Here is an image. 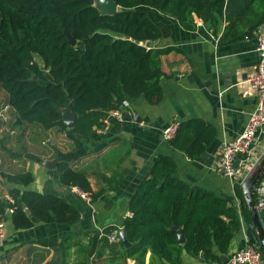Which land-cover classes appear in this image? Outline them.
Returning a JSON list of instances; mask_svg holds the SVG:
<instances>
[{
    "label": "trees",
    "instance_id": "16d2710c",
    "mask_svg": "<svg viewBox=\"0 0 264 264\" xmlns=\"http://www.w3.org/2000/svg\"><path fill=\"white\" fill-rule=\"evenodd\" d=\"M112 1L119 6L114 15H102L95 0H0V85L7 94L0 109L7 105L13 118L21 119L22 126L12 124L15 132L28 125H36L34 135L57 128L76 150L82 138L105 128L100 112L109 113L125 100L140 98L159 105L164 97L162 58L181 50L146 47L163 36L154 19L156 12L175 19L186 31L201 29L205 36L219 39L220 45L251 38L264 24V0ZM65 108L76 116L72 129L62 122ZM217 136L214 126L194 117L178 125L169 143L194 161L206 154ZM56 169L63 187L91 192L86 171L75 170L66 160H60ZM0 177L23 187L34 181L29 171ZM263 181L264 173L255 186V204L256 189ZM234 191L235 197L226 198L192 186L180 178L176 161L163 156L129 200L130 216L123 229L131 247L126 248L119 235L116 243H109L106 236L99 246L109 250L110 264L128 260L146 264L148 254L149 264H186L185 255L222 263L244 226L250 244L260 246L241 184ZM9 196L11 200L0 199V219L7 220L11 210L16 230L33 228L35 220L72 227L84 224L80 212L59 195L14 188ZM260 216L264 225V215ZM173 225L181 229L184 244ZM72 240L73 235L62 241L64 259Z\"/></svg>",
    "mask_w": 264,
    "mask_h": 264
},
{
    "label": "crops",
    "instance_id": "0c3cea01",
    "mask_svg": "<svg viewBox=\"0 0 264 264\" xmlns=\"http://www.w3.org/2000/svg\"><path fill=\"white\" fill-rule=\"evenodd\" d=\"M154 19L163 34L158 45L181 50L162 58L164 97L159 105L152 106L144 98L130 100L131 106L123 109L122 120L111 112H100L105 128L82 138L76 150L66 135L54 128L47 131L46 141L51 144L42 142L44 149H24L11 160L0 156V175L29 171L34 177L28 187L0 177V199L11 200L9 191L14 188L44 195L62 194L84 222L72 227L35 220L33 228L16 230L10 210L7 237L0 242V264H110L111 254L99 246V240L123 229L124 220L130 216V198L155 161L163 156L176 161L179 176L186 183L222 197H235V183L222 175L217 162L222 146L243 133L258 104L249 83L260 62L257 34L235 44L220 45L219 39L205 36L201 29L186 31L175 19L159 12ZM197 23L202 26L201 21ZM133 112L138 114V121L133 119ZM194 117L214 126L218 136L206 154L193 161L172 148L163 134L168 127ZM263 147L264 141L262 152ZM60 160L70 161L75 170L87 172L91 201L82 198L78 188H65L59 183V172L49 169L48 163L58 164ZM245 228L219 264L246 246L245 238H250ZM72 235L73 240L68 243L72 247L64 259L62 241ZM150 256L147 255L146 264ZM184 258L186 264H212L188 255ZM127 264L135 261L128 260Z\"/></svg>",
    "mask_w": 264,
    "mask_h": 264
},
{
    "label": "built area",
    "instance_id": "2783aa9c",
    "mask_svg": "<svg viewBox=\"0 0 264 264\" xmlns=\"http://www.w3.org/2000/svg\"><path fill=\"white\" fill-rule=\"evenodd\" d=\"M256 34L260 62L251 75L249 83L258 98V104L256 110L251 114L243 133L232 142L222 146L217 162L218 170L222 175L233 181L235 185L243 183L264 155V151L262 152L261 148L262 141H264V24ZM130 106V101L125 100L121 104V107L111 111V114L115 118L122 120L123 109H129ZM10 112L11 109L7 105L0 109V138L4 135L12 137L16 135V132L12 128L15 119ZM132 117L135 121L139 119L138 114L135 112L132 113ZM177 128V124L168 127L164 131V138L170 141L175 136ZM49 143L51 144V141L48 140L46 144ZM77 190L82 198L91 201L89 193ZM256 191L258 195L256 207L259 214L264 215V187L259 186ZM118 235V233L111 234L108 237L109 242L112 244L116 243ZM6 237L7 221L6 219H0V242L4 241ZM245 243L246 246L233 253L224 264H264V254L260 251V247L251 245L247 237L245 238Z\"/></svg>",
    "mask_w": 264,
    "mask_h": 264
},
{
    "label": "water",
    "instance_id": "95a60500",
    "mask_svg": "<svg viewBox=\"0 0 264 264\" xmlns=\"http://www.w3.org/2000/svg\"><path fill=\"white\" fill-rule=\"evenodd\" d=\"M95 7L100 11L102 15H114L119 11V6L112 0H99L97 5L95 4ZM69 43L72 45L76 44L74 38L72 37H69ZM158 43H159L158 40L148 42L146 43V47L154 48L155 46L158 45ZM33 80L36 81L37 77H34ZM62 122H64L65 125L69 129H72L75 126L76 116L71 112L69 108H65L63 110ZM14 126H22V122L19 117L16 118ZM56 166H57L56 161H52L48 163L49 169H55ZM263 173H264V157L261 159L259 163L255 165V167L252 169V171L243 181L241 186H242L243 195H244L246 204L250 212L252 228L254 232L256 233V236H257V239L260 245L259 247L263 250V254H264V225L262 223L261 216L258 212V209L254 201L255 186L257 182L259 181V179L261 178ZM60 196L62 197L63 195L60 194ZM25 211L28 213L29 216H31V212L29 211V209H26ZM172 230L177 233L179 243L184 244L185 238L182 234L181 229H179L176 225H173ZM119 239L125 245L126 248L131 247V244L129 243L127 239L126 231L124 229H122L119 232Z\"/></svg>",
    "mask_w": 264,
    "mask_h": 264
},
{
    "label": "rangeland",
    "instance_id": "374dc122",
    "mask_svg": "<svg viewBox=\"0 0 264 264\" xmlns=\"http://www.w3.org/2000/svg\"><path fill=\"white\" fill-rule=\"evenodd\" d=\"M98 2L99 0H95L96 5ZM151 13L152 11L150 12V15ZM6 100L7 94L0 85V104L4 103ZM4 105L5 104H3L2 106ZM33 127H36V125H28L25 127L16 128L15 130L17 135L15 137L10 138L8 136H4L6 137V139H4V141L0 143V156H3V158H5L6 160H11L12 158H14L12 157L13 153H19L21 151H24V149H27L31 152L38 151V148L44 149L45 147L42 145V142L46 141L49 138V135L47 134L46 130H42L40 134L34 135ZM25 133H27V135Z\"/></svg>",
    "mask_w": 264,
    "mask_h": 264
}]
</instances>
